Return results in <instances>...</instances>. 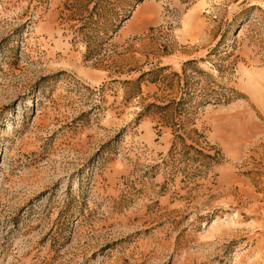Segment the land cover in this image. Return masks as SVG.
Listing matches in <instances>:
<instances>
[{"label": "rangeland", "instance_id": "rangeland-1", "mask_svg": "<svg viewBox=\"0 0 264 264\" xmlns=\"http://www.w3.org/2000/svg\"><path fill=\"white\" fill-rule=\"evenodd\" d=\"M0 264H264V7L0 0Z\"/></svg>", "mask_w": 264, "mask_h": 264}, {"label": "crops", "instance_id": "crops-1", "mask_svg": "<svg viewBox=\"0 0 264 264\" xmlns=\"http://www.w3.org/2000/svg\"><path fill=\"white\" fill-rule=\"evenodd\" d=\"M249 1H251L254 4H259L262 7H264V0H249Z\"/></svg>", "mask_w": 264, "mask_h": 264}]
</instances>
